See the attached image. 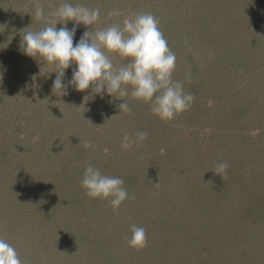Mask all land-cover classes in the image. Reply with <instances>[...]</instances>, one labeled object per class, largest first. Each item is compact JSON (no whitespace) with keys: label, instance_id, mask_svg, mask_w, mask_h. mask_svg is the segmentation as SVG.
I'll return each mask as SVG.
<instances>
[{"label":"rangeland","instance_id":"obj_1","mask_svg":"<svg viewBox=\"0 0 264 264\" xmlns=\"http://www.w3.org/2000/svg\"><path fill=\"white\" fill-rule=\"evenodd\" d=\"M63 2L0 0V238L22 264H264V0H67L100 9L94 28L158 19L173 79L195 97L168 122L131 96L53 91L56 74L20 43L44 27L37 4L47 16ZM138 131L147 139L122 150ZM89 164L124 181L118 213L81 188ZM133 224L142 250L128 245Z\"/></svg>","mask_w":264,"mask_h":264},{"label":"clouds","instance_id":"obj_2","mask_svg":"<svg viewBox=\"0 0 264 264\" xmlns=\"http://www.w3.org/2000/svg\"><path fill=\"white\" fill-rule=\"evenodd\" d=\"M34 15L36 21L44 22V27L24 30L20 49L26 56L38 62L42 60L46 67L52 69L51 73L56 74L53 91L67 95V89L73 87L77 92L91 89L92 95L131 96L150 105L152 114L163 122L174 120L191 108L195 97L184 91L182 82L173 79L176 55L169 48L153 14L133 13L124 16L122 22L106 28H94L100 18L99 8L92 9L65 0L47 16L43 6L37 4ZM118 15L119 12L109 13L110 17ZM69 22L74 24L71 30L66 27ZM57 24L62 25L59 30ZM81 24L89 30L74 46L75 32ZM72 65L76 67L66 84L65 73ZM117 100L123 101L117 106L119 113L130 114L128 103L123 99ZM250 134L255 136L258 133L253 131ZM146 139L147 133L143 131L136 132L135 136L125 133L121 148L127 151ZM84 147L87 149L92 145L85 141ZM227 168L226 162L215 165L214 172L222 181L224 177L220 174H225ZM123 185L121 178L104 175L91 164L86 167L81 181L87 197L107 200L114 213H118L122 202L128 199ZM130 231L129 247L136 250L147 247L144 227L133 224ZM0 264H22L16 248L4 238H0Z\"/></svg>","mask_w":264,"mask_h":264},{"label":"trees","instance_id":"obj_3","mask_svg":"<svg viewBox=\"0 0 264 264\" xmlns=\"http://www.w3.org/2000/svg\"><path fill=\"white\" fill-rule=\"evenodd\" d=\"M70 242H71V240H67L66 243H65V245H66L67 247H69L68 244H69Z\"/></svg>","mask_w":264,"mask_h":264}]
</instances>
